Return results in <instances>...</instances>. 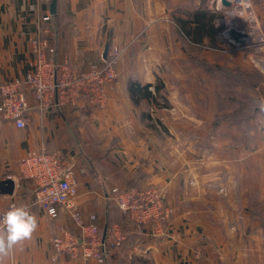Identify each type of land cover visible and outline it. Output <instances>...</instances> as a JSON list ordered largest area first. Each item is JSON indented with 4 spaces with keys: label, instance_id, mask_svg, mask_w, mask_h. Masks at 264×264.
Segmentation results:
<instances>
[{
    "label": "crops",
    "instance_id": "1",
    "mask_svg": "<svg viewBox=\"0 0 264 264\" xmlns=\"http://www.w3.org/2000/svg\"><path fill=\"white\" fill-rule=\"evenodd\" d=\"M50 1L0 0V82L23 78L32 69L30 41L38 31V22L29 6L36 3L42 14L49 11ZM258 1L264 30V0ZM182 2L57 0L56 13L51 14L47 26L57 60L84 68L90 62H100L105 44L109 48L114 43L120 50L118 78L106 87L103 109L81 100L77 106L64 104L43 112L31 109L21 129L0 121V180L11 177L15 181L13 195L0 193V207L12 197L18 198L38 222L32 238L18 245L5 264H264V225L255 219V213L264 216L263 209H258L264 206V158L259 161L247 154L253 150L247 142L248 137L250 141L254 137L253 122L264 121V111L239 119V123L228 114L227 122L209 126L218 112L215 98L221 96L222 77L243 84L247 101L256 86L251 79L253 68L242 67L249 80L225 75L218 51L208 39L190 41L178 25L177 18L186 19L191 12ZM131 82L149 85L155 99L134 101ZM156 85L161 87L158 98ZM191 88L195 89L192 93ZM28 96L31 99V93ZM159 98L166 102L156 110ZM238 124L244 126L243 132L236 129ZM241 134L242 146L234 147L231 137ZM192 136L207 138L210 143L204 148L194 146ZM255 136L256 151L264 152L263 122ZM42 145L46 152L62 153L72 165L76 207L84 217L95 215L99 234L105 232L109 219L122 218L115 205L103 198L108 190L147 181L165 189L166 204L172 207L165 235L144 236L125 225L127 239L103 263L67 254L54 258L50 239L56 226L63 223L73 228V224L62 213L50 219L32 204L33 184L20 178L16 163ZM195 147L199 154L209 152L215 160L197 165L199 177L193 188L184 154L177 153L185 152L188 158ZM235 151L243 157L233 159ZM241 167L248 169V176L236 175ZM255 167L261 168V175H253ZM221 171L228 172V179L219 176ZM197 246L199 257L194 256Z\"/></svg>",
    "mask_w": 264,
    "mask_h": 264
},
{
    "label": "built area",
    "instance_id": "2",
    "mask_svg": "<svg viewBox=\"0 0 264 264\" xmlns=\"http://www.w3.org/2000/svg\"><path fill=\"white\" fill-rule=\"evenodd\" d=\"M229 1L238 9L237 14L248 17L245 18L249 28L247 33L264 46V32L254 14L252 0ZM29 10L36 13L38 22V31L30 41L34 56L32 69L23 78L0 82V121L11 122L21 129L26 126L31 109L43 112L64 104L77 106L81 100L103 109L107 102L106 87L117 77V45L109 46L106 59L90 62L84 68L73 67L66 61L54 62L55 47L47 37L51 14L48 10L41 14L36 3L31 4ZM18 171L23 179L33 184L34 206L43 209L50 219H56L62 213L73 224V228L63 223L56 226L50 239L54 258L67 254L71 258L103 263L126 240L127 235L119 223H111L103 234H99L95 215L89 213L84 217L77 209L76 179L72 165L62 153L46 152L42 145L38 152L19 158ZM103 198L119 209L124 224L132 226L137 234L165 235L164 225L170 221L172 211L160 187L147 181L133 186H113ZM13 204L25 205L12 197L0 207V214ZM193 250L194 256L199 257L200 247Z\"/></svg>",
    "mask_w": 264,
    "mask_h": 264
},
{
    "label": "rangeland",
    "instance_id": "3",
    "mask_svg": "<svg viewBox=\"0 0 264 264\" xmlns=\"http://www.w3.org/2000/svg\"><path fill=\"white\" fill-rule=\"evenodd\" d=\"M183 5L186 7L188 6L189 11L193 12L196 9H206L207 11H209L208 13L214 15V19H213V23L214 26L217 27L219 25H222V29L219 32L218 35V39H217V45L213 46L214 49H216L218 52H215L216 55H218V57L221 60V65L223 66H228L230 65V71L231 74H235L236 78L239 76V69H242V72L240 73L242 76H244V66L247 67H252L253 68V75H252V79L254 84L256 85L255 88L252 91V99L247 98V101H244L245 97H244V91H243V87L240 82L238 81H234L232 79H227L222 77V88H220L221 90V96L219 97V99L215 98L216 103H215V108L216 110L218 109V112L215 114V120L212 121V124H210L209 126L212 127V125L216 126L219 124H222L224 122H227L226 118L227 115L230 114V118L236 119L237 123H239V119L240 122L244 121L245 117H244V106L248 107V105L250 103H252L253 107L256 106H262L264 105V74L262 75V71L260 70L259 66L257 65V61L258 60H264V48H262V45L259 42H256L257 40H254L253 36L250 39V42L246 45V46H242L240 48H236L239 46H234V43L232 41L229 40L228 36H227V29L229 28V26H233L239 30L245 31L247 32V30L249 31V28L247 27L245 18L242 17L241 15L237 14L235 16H232V11L237 12L236 10H238L237 8L235 9L234 6H230V7H224L221 5L220 2H218V0H183ZM261 2L258 0H252V4H253V11L255 16L257 17V19L260 20L259 18V12L258 10L262 8V6H260ZM185 9V8H184ZM190 12V13H191ZM241 16V17H240ZM261 28L263 30L262 24L260 23ZM264 32V30H263ZM232 42V43H231ZM207 45H210V43H207ZM190 52H192L193 54L196 53L195 49L193 47H190ZM119 54H120V50H119ZM191 60V58H190ZM192 62L195 64L196 58L192 59ZM233 67V68H231ZM240 67V68H239ZM235 69V71H234ZM248 72V70H247ZM229 72L228 76H232ZM227 75V74H225ZM263 77V78H262ZM118 78V72H117V77L114 81H116ZM237 80H243L242 78H237ZM241 85V87H240ZM192 90L195 91L194 88H191V93ZM247 93L249 94V90L247 88ZM186 98L190 99L192 98V96H188L187 94H184ZM247 97H249L247 95ZM159 101L161 102H156V110L157 108H159V106H163L164 102H166V100H164L163 98H159ZM247 102V103H246ZM155 105V104H154ZM186 106H188L186 104ZM154 108L155 106H152L151 112H154ZM194 110V109H193ZM229 110V111H228ZM260 111H256V113H259ZM155 122H157L159 124V126L161 127V123L158 122L157 116H155ZM264 121H259V120H254V126L252 127L253 129V136L252 137V141L249 140V137L247 138V142L249 143V145H251V149L253 148L252 151H250V153L247 152V154L249 156H252L253 159H258L259 161L262 160L261 158H264V152L262 151H256L255 147V132L257 130V126ZM162 128V127H161ZM244 128L241 127V124L236 125V129L238 130H242ZM243 132V130H242ZM173 140H175V138H173ZM223 140V138H222ZM231 143L234 147L237 146H242V142H243V134L238 135L236 137H231ZM235 140V141H234ZM190 142L194 143V146H198V147H206L210 141L209 139L205 138V139H197L196 137L191 138ZM251 142V143H250ZM176 144V142L174 143ZM180 144V143H179ZM178 145V144H176ZM247 145V147L249 146ZM236 150L241 151L239 148H237ZM194 152H191V154L189 155V157L187 158V153L185 156V152H178L177 154H184V157L186 159V163L188 166H186V170L187 172V176L189 177V184L191 187L196 188L197 185V181H198V177H199V168H197V165H201L203 163H208V161H212L215 160V157H213L209 152H204L202 155L199 154L197 152V148H194ZM223 151V150H221ZM239 151H235V153H232V155H236L233 159L235 160H239L241 159V157H243V154ZM248 155L246 157V159L248 158ZM19 160L17 159V164H18ZM198 166V167H199ZM241 170V172H240ZM261 168L260 167H255L253 168V175L259 176L262 173L260 172ZM245 174V175H249L248 169L245 170L244 167H241L238 169V173L236 174L237 176H240L241 174ZM263 174H264V170H263ZM224 175L226 177H224ZM219 176L221 178H226L228 179V172L225 171H221L219 173ZM21 179H23L20 176ZM224 181V179H223ZM223 184H225V182H223ZM160 187V186H157ZM163 191L164 194V188L160 187ZM218 190L220 193H225V189L223 187H218ZM172 210V207L169 206ZM258 208V207H257ZM263 209L264 212V206H260L258 208ZM172 214V212H171ZM255 219L257 221H259L260 224L263 223L264 221V216L261 213H255ZM264 225V224H263Z\"/></svg>",
    "mask_w": 264,
    "mask_h": 264
},
{
    "label": "trees",
    "instance_id": "4",
    "mask_svg": "<svg viewBox=\"0 0 264 264\" xmlns=\"http://www.w3.org/2000/svg\"><path fill=\"white\" fill-rule=\"evenodd\" d=\"M208 12L209 11H207L206 9H196L193 12H191L189 14L188 18H186V19L178 17L177 22H178V25L180 26V28L182 29V31L189 38L190 41L197 43V42H201L203 40V38H207L212 46H216L218 35H219L220 30L222 29V25L215 27L214 23H213V19L215 16L208 13ZM220 69L222 70V72L224 74L228 75L229 72L231 74V71L229 68L220 67ZM234 71H235V69H234ZM240 73L241 72L239 71V76L237 78H242L243 80L245 78L247 80L250 79V77L248 75H246V77H245V75L242 76ZM231 75L236 77L235 74L234 75L231 74ZM252 82H253V79H252ZM148 86L149 85H147V84L141 86L139 83H136V82L130 83L129 88H130V91L132 93V97H133L134 101L137 102L139 100V98H141V97H145L147 99H155V96L151 93V91H149ZM160 88L161 87L159 85H156V87H155L157 98L160 97L159 96V89ZM256 111L261 112V107L260 106L253 107L252 103H250L248 105V107L244 106V111H243L244 117H249L250 115L255 114ZM25 180H28V179H25ZM133 185L134 184H130L129 186H133ZM114 207L117 209L118 213L120 214L119 209L116 206H114ZM113 222H116V223H119L120 225H122L123 231L127 234L126 228L129 227L130 225L128 223L124 224L123 217L121 219H118V218L114 219V220L109 219V221L107 222V226ZM262 224H264V221ZM125 225L127 227H125ZM130 227L134 230V228L132 226H130Z\"/></svg>",
    "mask_w": 264,
    "mask_h": 264
},
{
    "label": "clouds",
    "instance_id": "5",
    "mask_svg": "<svg viewBox=\"0 0 264 264\" xmlns=\"http://www.w3.org/2000/svg\"><path fill=\"white\" fill-rule=\"evenodd\" d=\"M261 111H264V105ZM37 227V218L27 205L13 204L0 214V264H5V258L18 245L30 240Z\"/></svg>",
    "mask_w": 264,
    "mask_h": 264
},
{
    "label": "water",
    "instance_id": "6",
    "mask_svg": "<svg viewBox=\"0 0 264 264\" xmlns=\"http://www.w3.org/2000/svg\"><path fill=\"white\" fill-rule=\"evenodd\" d=\"M220 3L224 7H230L231 2L229 0H220ZM57 0H51L49 4L50 14L56 13ZM227 36L230 41L235 43L238 46L247 45L250 42L251 36L245 31L239 30L233 26H229L227 29ZM108 53V43L105 44L104 50L102 53V59L107 58ZM54 62H57V54L55 50ZM257 65L264 74V60H258ZM15 188V181L11 177H6L5 179L0 180V193L6 195H13ZM107 194V193H106Z\"/></svg>",
    "mask_w": 264,
    "mask_h": 264
},
{
    "label": "bare ground",
    "instance_id": "7",
    "mask_svg": "<svg viewBox=\"0 0 264 264\" xmlns=\"http://www.w3.org/2000/svg\"><path fill=\"white\" fill-rule=\"evenodd\" d=\"M236 9V8H235ZM236 11H238V10H236ZM232 13V16H235L236 15V12H234V11H232L231 12ZM241 17V16H240ZM242 17H244V18H248L246 15H244V16H242ZM250 36V35H249Z\"/></svg>",
    "mask_w": 264,
    "mask_h": 264
}]
</instances>
